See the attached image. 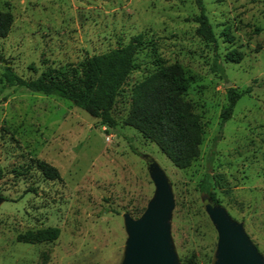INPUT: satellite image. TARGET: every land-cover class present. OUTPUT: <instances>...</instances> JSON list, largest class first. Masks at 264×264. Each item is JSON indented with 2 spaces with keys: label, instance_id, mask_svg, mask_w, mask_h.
<instances>
[{
  "label": "rangeland",
  "instance_id": "1",
  "mask_svg": "<svg viewBox=\"0 0 264 264\" xmlns=\"http://www.w3.org/2000/svg\"><path fill=\"white\" fill-rule=\"evenodd\" d=\"M203 3L216 45L197 32V0H0L13 17L0 37V78L5 64L25 79L79 74L85 57L141 35L111 130L68 99L0 81V264H122L124 216L140 218L154 199L153 165L173 198L176 264H216L208 205L238 224L264 261V0ZM172 62L188 77L184 99L203 132L200 154L185 168L124 123L133 86ZM229 88L241 96L221 127ZM37 161L60 177L47 178ZM207 172L217 203L199 188ZM51 226L60 230L52 241L18 238Z\"/></svg>",
  "mask_w": 264,
  "mask_h": 264
},
{
  "label": "trees",
  "instance_id": "2",
  "mask_svg": "<svg viewBox=\"0 0 264 264\" xmlns=\"http://www.w3.org/2000/svg\"><path fill=\"white\" fill-rule=\"evenodd\" d=\"M197 3L199 6V13L195 17L198 23L197 32L205 40L216 45L217 39L203 0H197ZM12 21L13 17L9 11L0 10V37L8 34ZM140 41L141 35H137L124 46L85 57L79 74L50 70L36 78L25 79L11 66L5 64L0 81L2 87L25 86L33 91L68 99L75 106L97 118L107 130H111L116 126L111 108L128 73L134 68V53ZM217 58L219 59L218 54ZM216 66L219 71H223L220 64ZM188 82V77L179 62L160 66L133 86L129 111L124 120L126 125L154 142L177 168L189 166L198 157L202 142L203 132L199 116L184 99ZM240 96L241 93L234 92L233 88L228 89L227 104L220 113L221 127L232 116ZM36 165L47 178L60 177L57 169L46 162L37 161ZM199 188L211 202L217 203L209 172L204 174ZM59 233V228L51 226L35 232L27 231L18 235V238L28 242L52 241Z\"/></svg>",
  "mask_w": 264,
  "mask_h": 264
},
{
  "label": "water",
  "instance_id": "3",
  "mask_svg": "<svg viewBox=\"0 0 264 264\" xmlns=\"http://www.w3.org/2000/svg\"><path fill=\"white\" fill-rule=\"evenodd\" d=\"M151 172L157 186L154 199L140 218L124 216L129 237L122 264H176L168 243V219L173 198L160 168L153 165ZM207 211L218 231L216 264H264L240 226L221 208L208 205Z\"/></svg>",
  "mask_w": 264,
  "mask_h": 264
}]
</instances>
